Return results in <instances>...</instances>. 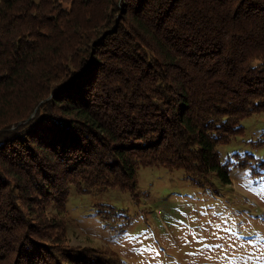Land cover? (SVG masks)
Segmentation results:
<instances>
[{
  "label": "trees",
  "instance_id": "obj_1",
  "mask_svg": "<svg viewBox=\"0 0 264 264\" xmlns=\"http://www.w3.org/2000/svg\"><path fill=\"white\" fill-rule=\"evenodd\" d=\"M256 114L264 0H0V264H44L65 236L46 199L70 186L130 189L158 165L200 186L264 174L218 152Z\"/></svg>",
  "mask_w": 264,
  "mask_h": 264
},
{
  "label": "rangeland",
  "instance_id": "obj_2",
  "mask_svg": "<svg viewBox=\"0 0 264 264\" xmlns=\"http://www.w3.org/2000/svg\"><path fill=\"white\" fill-rule=\"evenodd\" d=\"M241 125L242 133L220 145L219 154L264 161V114ZM213 181L196 185L182 170L158 165L141 167L130 189L94 192L70 186L65 204L48 198L45 203V221L62 226L64 239L57 245L41 239L56 246L36 255L44 264L72 258L83 260L73 264H264V174L233 168L231 183ZM34 224L42 231L48 226ZM32 253L24 258L30 260Z\"/></svg>",
  "mask_w": 264,
  "mask_h": 264
}]
</instances>
